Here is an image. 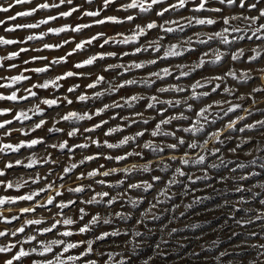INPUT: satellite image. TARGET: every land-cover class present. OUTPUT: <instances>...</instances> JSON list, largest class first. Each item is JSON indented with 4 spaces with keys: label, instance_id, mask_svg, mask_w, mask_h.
<instances>
[{
    "label": "snow or ice",
    "instance_id": "1",
    "mask_svg": "<svg viewBox=\"0 0 264 264\" xmlns=\"http://www.w3.org/2000/svg\"><path fill=\"white\" fill-rule=\"evenodd\" d=\"M97 2L98 0H83V4L75 3L74 0H58V3L42 2L28 10L19 11L7 17V20L15 21L18 17H34L44 9L57 10V14H49L46 19H41L36 23H16L7 28V32L39 29L41 25H48L50 21H57L59 18L71 17L74 13H79L82 17L94 18L90 23H77L75 26L66 23L61 27H48L46 32L27 35L26 41L38 42L44 41L49 33L56 36L61 33H82L85 29L106 23L120 26L131 24L134 27L129 34L117 33L115 36H108L104 32H97L79 41L75 36L70 35L69 38L59 43L44 42L42 48H35L32 51L40 53L45 49H63L66 45L74 46L64 55L51 59L44 55H33L30 59L23 60L25 67H21L14 61L22 53L29 52L27 47H19L18 51H12L10 55L0 57V61L8 62L7 64L0 63V69L7 67L19 70L17 75L7 78L0 77L7 81L0 83V89L11 90L8 95L0 93V101H23L28 104L36 101L32 108L13 112L11 119L5 118L0 122V130H4V136L10 137L13 131H18L25 137L18 143L0 141V154L21 153V149H33L35 146L58 149L66 157L75 156L77 150H88L90 153L79 159L78 163L73 162L68 166L58 163L59 153H56L51 159L46 157L39 161L49 165L46 175L41 176L36 173L28 180L15 183L7 179L9 171L15 168L33 169L38 161L30 159L28 163H25L18 158L14 162L9 161L0 169V189H28L29 184L37 186L24 193L17 191L15 194L0 196V209L5 206L19 207V202H27L28 206L19 207L21 214L47 211L52 215V210L55 209V216L64 217L54 219V222L47 227L36 229L35 233L26 235L24 240H20L18 234L25 233L27 225H42L44 223L42 219H27L14 231H0V238H16L0 246V254H7L0 257V264H22V258L25 257L30 259L31 264H67V261H80L82 257V264H132L133 256L146 244L143 237L151 235L154 231L160 234V242L154 245L155 255L165 257L167 255L165 249L169 244L168 238L179 231L176 227H169V224L177 219L176 213L179 217H184L194 205L208 198L194 195L196 191L194 186L197 182L204 181L205 189L212 188L213 192L216 191L209 182L212 179L209 173L212 169L226 166V161L220 155L221 146L234 139L231 133L234 131L246 133L253 129L264 130V120L245 123L243 127H238L246 117L237 115L236 119H232L229 116V113H236L237 109H243V105L231 103L228 100L227 97L235 93L233 88L226 86L227 78L231 77L233 81L240 80L241 83L237 87L247 84L250 80L253 83L255 81L250 72L238 76L234 70L225 67L242 58L264 63V56L255 48L251 50L255 55L246 56L244 49L239 46L236 51H233L231 47L224 51L213 47V42L222 46H230L235 40L245 39H255L264 43V0H176L175 3L171 0H102L98 7L91 9V6ZM21 4L31 5L32 0H13L7 6L0 4V13H8L16 5ZM63 5H67L68 10H61ZM225 5L238 14L228 13ZM112 9L122 12L123 16L107 14ZM178 9L190 11L192 15L182 16L184 23L179 20L165 19L167 13L177 12ZM149 13L151 16L142 15ZM158 19L163 20V23H157ZM137 20L143 23H137ZM232 21L243 22L245 27L233 26ZM4 23L5 21L0 20V25ZM194 26H216L220 30L211 28L209 34L204 35ZM186 29L191 30V34L185 31ZM175 32L183 35L175 37V43L168 42V34ZM229 32L243 34L236 35L234 40H229L227 35ZM248 32H251V35H248ZM153 34H155V39L151 38ZM26 41L23 38L17 40L0 36V45H22ZM110 44L133 45V47L130 51L103 50L106 45ZM200 45L205 47L200 48ZM94 46H98L101 51H96L87 58L72 64L71 69L61 74L50 76L42 82H39L37 76V82H32L36 74H50L56 70L57 66H66L74 54H85L86 50H91ZM149 50L155 52L156 56L151 57L150 53L151 58L139 60L138 54L149 52ZM186 53L189 56H195V59L187 63H171L170 58L174 57H184L188 60ZM125 57L137 58L125 62ZM107 58H115L117 62L107 63ZM36 61L43 62V65L26 67ZM163 61H169V66L159 67V63ZM101 62L104 63L101 65ZM94 65L102 67L101 74L86 70ZM208 65H219L224 71L221 74L204 76L200 73L201 69L209 73L217 72V69L209 68ZM149 66H157V68L149 70ZM137 70H147V75L136 78ZM260 71L264 72V68ZM193 73L200 75L201 78H193L186 86H181L179 81L185 77H192ZM70 78H85L90 82L83 88L79 83H72L71 86L64 88ZM168 78H172L175 83H168ZM24 81H28L30 86H24L23 92L18 94V89H12L13 85ZM158 82H160L159 86H156ZM131 86H140L142 90L154 88V91L149 95L131 94L134 91ZM40 90H47L51 96L41 95ZM88 90H91L90 94ZM252 91L260 92L261 90L253 88ZM165 94H172V96L162 98ZM214 94L221 96V99H214ZM105 99H110L111 102H103ZM239 99L244 100L245 98L240 96ZM90 102H100L102 106L92 103L91 107H88ZM75 104H80L82 108L68 107ZM224 104H228V107H223ZM62 107L68 110L54 117L52 126L48 127L46 119L48 111L50 109L59 111ZM125 109L129 110L128 114H124ZM170 109H174L175 114L170 113ZM148 110H152L154 115L146 117L145 113ZM243 110L251 115L249 109ZM10 111H12L10 108L0 109V115ZM29 112L32 115H29ZM105 114H108L107 119L103 118ZM33 116L38 119L33 121ZM225 117H227L226 123ZM14 121L20 122L22 127L10 128L9 126L13 125ZM24 122H30V125H25ZM62 123L64 127L61 126ZM133 125L138 130L125 134V131L132 129ZM162 126H172V130H164ZM40 129H46V136L32 138L30 134ZM47 133H63L64 138L57 143L49 144ZM100 133L103 139L99 138ZM146 136L150 138L144 139ZM77 137L80 139H72ZM156 137H171V141L164 139L161 143H156L151 139ZM113 140L116 142H111ZM210 141H215L216 145L209 148ZM250 142V138H240V142L228 148L227 151L236 153ZM93 146L95 151H92ZM105 149H120L123 153L110 154L105 152ZM198 149L200 151L196 153L195 158L191 157L188 150ZM148 153L157 155L149 158ZM130 158H136L137 162L129 165ZM209 158H212L211 163H207ZM101 159L105 163H100L88 171L81 170L82 167L89 168L91 162H98ZM121 162L125 166H107L109 163L120 165ZM252 162L255 163V161ZM53 164L57 165L58 171L51 167ZM189 164L202 166L198 169L200 175H195L184 167ZM236 167L245 168L246 165L238 164ZM230 171L234 174L236 168ZM146 173L150 175L145 177ZM250 175L251 173L241 174L238 177L221 175L219 182H232L235 185L234 190L243 193L250 191L244 184L249 180ZM53 176L56 177L55 180L52 179ZM70 176L75 177L80 183L68 188L66 192L61 191L64 187L62 181ZM41 181H44L43 185ZM98 188L101 190H97ZM50 192H54V195L49 194ZM69 193L82 195L73 198L68 195ZM42 194L46 197L43 200L40 199ZM256 194L259 195V193ZM189 195L192 196L191 202L185 204L184 198ZM177 199L179 203L176 202ZM244 203L243 196L235 204H230L228 200L224 201V206L229 209L228 220L241 229L254 223L255 220H264V212H249L247 217L237 218V213L246 211L241 206ZM260 203L264 205V200ZM100 205L104 207H92ZM182 207L184 211H180ZM73 209H75L74 215L67 216L66 212ZM101 212L106 214L101 215ZM166 214H168V224L162 222L155 226L149 225V221H160ZM21 219V215L4 216L0 212V220L9 225ZM129 221L133 223L128 225ZM114 222H124L127 226L123 229L113 228L111 231L96 228L97 225H112ZM58 225L66 226L65 230L59 231ZM73 225L76 226L75 231L67 227ZM189 226L197 227L198 225H185V227ZM225 226H227V221L221 227ZM54 229L57 230L60 238L47 242L38 239L39 235L52 233ZM82 234L87 235L72 242L64 239ZM236 235V232L232 233V236ZM249 235L255 236L256 233H249ZM112 237L121 238L119 243L123 245L122 251H109L106 258L104 251H101L99 259L92 258L100 243ZM32 242L35 243L32 244ZM113 243L117 242L113 241ZM29 244L32 246L26 249L24 245ZM56 246H63L62 251L57 249L54 252ZM81 246H83L82 249ZM247 246V242L242 241L240 248L242 250ZM180 247H183V244H180ZM253 247L259 248L261 250L259 255L264 257V244L253 245ZM70 249H81V251L79 255L68 256L66 261L62 257ZM48 253H53L51 258L46 256ZM33 254L43 259H32ZM230 254H236L235 250L221 252L216 259L219 264H223L221 258ZM193 255H198V253H193ZM152 261L153 258L149 257L143 261V264H152Z\"/></svg>",
    "mask_w": 264,
    "mask_h": 264
},
{
    "label": "rangeland",
    "instance_id": "2",
    "mask_svg": "<svg viewBox=\"0 0 264 264\" xmlns=\"http://www.w3.org/2000/svg\"><path fill=\"white\" fill-rule=\"evenodd\" d=\"M13 0H0V4H3L4 6H7L8 3H12ZM42 2H49V3H58V0H32L31 5L27 4H21L16 5L12 10H10L8 13H0V20L5 21L4 24L0 25V36H3L6 39H17L20 40L23 38L26 41L27 35L30 34H39L41 31H47L48 27H61L64 24H69L71 26H75L77 23H90L94 18L90 17H82L79 13H74L73 16L67 17V18H59L57 21H50L48 25H41L39 29H21L17 30L15 32H7L6 29L13 26L16 23H36L41 19H46L47 15L49 14H57L56 9H44L38 12L34 17H18L15 21H9L7 20V17L10 15H15L16 12L19 11H25L28 10L30 7L35 6L38 3ZM75 3L83 4V0H74ZM102 2V0H98L97 3L93 4L91 6V9H95L99 6V3ZM171 2L175 3L176 0H171ZM87 9V6H85ZM118 7V5H117ZM191 7V6H189ZM225 8H227V12L231 13L233 15H236L238 13L233 12L232 8L225 5ZM88 9V10H91ZM61 10H68L67 5L61 6ZM107 14H115L118 17H122V12H117L115 9H112ZM256 14V13H252ZM103 15V14H102ZM151 16V14H142ZM192 15L190 11H185L183 9H178L177 12H170L165 15V19H171V20H179L181 23H184L185 21L182 19L183 17H187ZM200 15V14H196ZM137 23H143L141 20H137ZM157 23H163V20H157ZM232 25L236 26L239 25L241 28L245 27V24L243 22L239 21H232ZM175 27V25H171ZM132 27L134 25L131 24H124L123 26L120 25H114L111 23H106L105 25H95L91 29H85L82 33H61L59 36H56L52 33H49L45 38L44 41L38 42V41H26L22 45H0V57H5L10 55L12 51H18L19 47H27L29 49V52L27 54L22 53L20 57L16 58L14 62L21 65V67H25L23 65V60L30 59L33 55H44L49 57V59L53 57H58L61 55H64L67 51L71 49L74 45H66L63 49H45L40 53L32 51V49L35 48H42V44L44 42L47 43H59L63 39L69 38L70 35L75 36L76 40L79 41L80 39H86L87 37L96 34L97 32H104L108 36H115L117 33H125L129 34L131 32ZM194 28L201 32L204 35L209 34V29L215 28V30L219 31L220 28L216 26H194ZM185 31L189 32L191 34V30L186 29ZM161 35H163L162 30H160ZM243 33H231L229 32L228 38L229 40H234V37L236 35H242ZM248 35H251V32L247 33ZM183 34L180 32L170 33L168 34V42L175 43L176 40L175 37H180ZM152 39H155V34L151 37ZM237 46L242 47L244 49L245 55H255L254 52L251 50L253 48L257 49L262 56H264V43H262L259 40H235L233 44L230 46H222L215 42H213V47H218L222 51L227 50L229 47L233 51L238 50ZM133 45H115L110 44L106 45L105 49L107 51H119V50H125L130 51L132 49ZM200 48H204V45H200ZM96 51H101V49L98 48V46H94L91 50H86L85 54H74L72 58H70L69 63L66 66H57L56 70L54 72H51L50 74H36V76L33 77L32 82H37V76L39 77V82H42L43 79H48L50 76H55L57 74H61L63 71L69 70L72 67V64L79 62L85 58H87L88 55L93 54ZM155 57L156 53L151 52H144L138 54L139 60L143 61L145 59ZM185 56L188 57V60H185L184 57H174L170 58V61L172 64L184 62L187 63L191 60L195 59V56H189V54H185ZM137 57H125L124 60L127 62L130 59H136ZM107 63H115L117 62L115 58H107ZM0 63L7 64L6 61H0ZM104 62H101V65ZM43 62L36 61L31 63L30 65H27L26 67H37L42 66ZM249 65H251V68H249ZM169 66V61H163L159 63V67ZM209 68L217 69V72L215 73H209L205 72L203 69L200 70V73L204 76L214 75V74H221L224 69L220 68L219 65H208ZM225 67L230 68L231 70H234L238 76L240 74L250 72L251 76L253 77V80L255 81L253 83L252 80L248 81L247 84H244L241 87H237L238 84L241 83L240 80L233 81L231 77H228L226 80V86L233 88L235 95L228 96V100L231 103H240L243 105V109H249L251 111V115H248L243 109H237L236 113H229V116L232 119H236L237 115L245 116L246 119L244 121H241L238 125V127H243L245 123H255L257 120H264V72H261L260 69L264 68V63L257 62V61H250V60H244L243 58L240 61H233L230 63V65H225ZM157 66H149V70H156ZM88 71H91L94 74H101L102 73V67L97 66H91L89 69H86ZM19 73L18 69H9L7 67H4L0 69V77L7 78L12 75H17ZM28 75H31L29 73H26ZM147 70H137L135 73V77L139 78L141 76H146ZM200 79L201 76L197 75L196 73H193L192 77H185L182 78L179 83L181 86H186L189 80ZM7 82L6 79H0V83ZM88 82H90L89 79L85 78H70L68 82L64 85V88L71 86L72 83H79L81 84L82 88L84 85H86ZM159 83L156 86H159ZM168 83H175L172 78H168ZM24 86H30L28 81L21 82V84L13 85V90H19V92H23ZM134 91L131 94H143V95H149L152 94L154 91L153 89H143L140 86H131ZM155 87V86H154ZM253 88L260 89V92H254L252 91ZM9 89H0V93L4 95L10 94ZM79 91V90H78ZM89 94L91 93V90H88ZM202 91V90H201ZM41 95H48L51 96V93H49L47 90H40ZM59 95L60 93H56ZM125 94V93H121ZM183 95V94H180ZM224 95V94H222ZM172 94H165L162 98H171ZM243 96L245 99L240 100L239 97ZM118 99V96L116 97ZM214 99H221V96L213 95ZM253 101H255L253 103ZM36 101H33L32 104L25 103L23 101L20 102H12V101H0V109L4 108H10L12 111L8 113H4L3 115H0V122L3 121V119H11L13 112H19L21 109L28 110L32 108L33 104ZM103 102L108 103L111 102L110 99H105ZM92 103H96L97 106H102L100 102H90L88 107H91ZM199 103V102H197ZM75 109H81L82 106L80 104H75L73 106H68ZM223 107H228V104H224ZM68 110L66 107H62L59 109V111H53L49 110L48 115H46V119L48 120V127L52 126V119L56 117L59 114H62L64 111ZM142 110V109H141ZM119 111V110H117ZM129 110L125 109L124 114H128ZM170 113L175 114L174 109H170ZM187 114V113H186ZM29 115H32L31 112H29ZM146 117H150L154 115L152 110H148L145 113ZM105 119L108 118V114H105ZM33 121H36L38 118L36 116L32 117ZM158 119V118H157ZM98 120V118H97ZM227 122V117H225V123ZM85 123V122H81ZM112 124L116 122H110ZM176 122H174L175 124ZM25 125H30V122H24ZM62 127L65 125L62 123ZM87 126V125H86ZM12 129H19L22 127L20 122H15L13 125L9 126ZM143 127V126H141ZM164 130H172V126H162ZM138 130L135 125H133L132 129L126 130L125 134H131L132 132ZM264 130L259 129H253L248 130L246 133H240L238 131H234L231 133V136L234 138L233 140L228 141L227 144L222 145V153L220 155L223 156L224 160L226 161V166H222L216 169H212L210 171V176L212 179L209 181L213 187L215 188V192H213L212 188L205 189L204 181H198L197 184L194 186L196 191L194 195L196 196H204L208 197L204 200H202L201 203L194 205V207L191 210H188L186 212V215L184 217H179V214L176 213L177 219L173 220L169 227H176L179 229L175 234H173L172 237L169 239V244L166 247L167 255L165 257H157L155 255L154 245L156 243L160 242V234L158 232H153L151 235H145L143 239L146 241V244L143 248L139 249L137 254L133 256L132 264H143V261L149 257L153 258L152 264H219V261L216 259L221 252H232L235 250L234 255H226L222 257L223 264H256V262H264V257H261L259 255V252L261 251L257 247H253V245H259L264 244V220H255L254 223L246 225L243 229L237 227L231 220H228V214L229 209L224 206V201L228 200L230 204H235L241 196L245 198V203L241 205L246 211L237 213V218L240 217H247L249 212L252 213H259L264 212V205L260 203V201L264 200V187H261V185H264V134H262ZM32 138H36L37 136L45 137L46 136V129H40L37 130L36 133L30 134ZM187 135V134H185ZM64 138L63 133H47V142L49 144L51 143H57L59 140H62ZM99 138L103 139L102 133L99 134ZM122 138V137H120ZM150 137L146 136L144 139H148ZM240 138L244 139H251V142L248 144H245L242 149L238 150L236 153H231L227 151L228 148L234 147L236 143L240 142ZM25 139V137L22 135V133L18 131H13V135L8 137L4 136V130H0V141L3 143H18L21 140ZM73 140H79L80 138H72ZM156 143H161L162 140L166 139L168 141H171V137L168 138H151ZM111 142H116L115 140ZM216 145L215 141L209 142V148L214 147ZM92 151H95V147L93 146ZM107 153L110 154H122L123 150L120 149H113V150H104ZM147 151V150H146ZM190 153V156L195 158L196 153L198 150H188ZM59 153L57 156V161L59 164H62L64 166H68L73 162L78 163L79 159H81L84 155L90 154L88 150H77V153L75 156L66 157L62 152H60L58 149H47L45 147L41 146H35L33 149H21V153H6V154H0V169L4 167L6 163L9 161H15L16 159H22L25 163H28L30 159H35L38 161L36 165H34L33 169H24V168H15L7 173V179L12 182H20L22 180H28L29 177L35 175L36 173H39L41 176H44L48 172L49 165L40 163L39 161H42L44 158L51 159L52 155ZM156 153H148L149 158L155 157ZM252 161H255L253 163ZM136 158H130L128 164L136 163ZM141 163L143 161H140ZM212 158H209L207 163H211ZM218 162V161H217ZM100 163H105L102 159L98 162H91V166L89 168H81L83 171L91 170L92 168H95ZM238 164H244L246 165L245 168H237L236 166ZM108 167L112 166H125L123 162L120 163V165H116L113 163H109L107 165ZM52 168L57 169V165L53 164L51 165ZM187 170H189L191 173H194L195 175H200V172L198 169L202 166L189 164L187 166H184ZM236 168V172L234 174L231 173V169ZM251 173L249 180L247 182H244L245 186L250 189V191H245L243 193L236 192L234 190L235 185L232 182L227 183H221L219 182V177L221 175H235L239 176L241 174H248ZM78 175V173H77ZM119 175V174H118ZM149 173L144 174L145 177L149 176ZM103 178V177H101ZM53 180L56 179L55 176L52 177ZM135 179V178H134ZM44 181H41V185H43ZM64 187L61 189V191L66 192V190L70 187L75 186L76 184L80 183V181H77L75 177L70 176L68 179L62 181ZM36 185L29 184L28 189H0V196L5 194H15L17 191L24 193L27 190H31L32 188H36ZM101 190V189H97ZM256 193H259L257 195ZM49 194L54 195V192H50ZM68 195L75 198L77 195L82 194H71ZM46 197L42 194L40 199L43 200ZM86 198V197H85ZM192 199V196L189 195L188 197L184 198V203H190ZM179 203V199L176 201ZM28 206L27 202H19V207ZM19 207H3L0 209V212L3 213L4 216H11V215H21L22 219L21 221H13L10 225L5 223L4 221L0 220V231L7 230L9 232L14 231L15 228L19 227L21 223H23L24 220L27 219H42L44 223L42 225H27L25 227V233L18 234V238L20 240H24L26 235H31L36 232V229L41 227H47L52 222H54V219H63L62 216H55V209H53V214L50 215L47 211H41L37 212L35 214L29 213V214H21L19 212ZM92 207H98L103 208V205L100 206H92ZM118 210V209H117ZM111 211V210H109ZM180 211H184L183 207L180 209ZM75 212V209L72 211H67V216H73ZM106 213L101 212V215H105ZM227 221V226L221 227L222 225H225V222ZM168 224V214H166L165 217H162L160 221H149L150 226L159 225L161 223ZM133 221H129L128 225H131ZM196 224L197 227H185V225H192ZM127 225L124 224V222H114L112 225H97L96 228L100 230H109L111 231L113 228H121L123 229ZM59 231H64L66 226L64 225H58L57 226ZM70 227L71 230L75 231L76 226H67ZM95 230V229H94ZM236 232V236H232V233ZM256 233L255 236H250L249 233ZM87 234L77 235L74 237H66L64 238L66 241L72 242L74 240L82 239L83 236ZM60 238L58 235L57 230H53L52 233H44L42 235L38 236V239L43 240L45 242ZM16 238L9 237L8 239L0 238V246H3L10 241H14ZM121 238L120 237H112L109 240L100 243L99 247L96 249L95 253L93 254L92 258L99 259V253L101 251H104L105 258L107 257V253L109 251H115L120 252L123 249V245L120 244ZM113 241H116L117 243H113ZM247 242V247L241 250L240 245L241 242ZM35 242H32L34 244ZM180 244H183V247H180ZM25 248H29L32 245H24ZM83 246H81V249ZM59 249L62 251L63 246H56L54 247V252ZM81 249H70L67 253H64L63 259L67 261V257L70 255H79ZM15 251V250H14ZM193 253H198V255H193ZM7 254H0V257H3ZM53 253H48L46 256L48 258H51ZM119 257H117L118 259ZM32 259H43L42 257H38L35 254H33ZM83 257L80 261H67V264H82ZM22 264H31L30 259L28 257L22 258Z\"/></svg>",
    "mask_w": 264,
    "mask_h": 264
},
{
    "label": "clouds",
    "instance_id": "3",
    "mask_svg": "<svg viewBox=\"0 0 264 264\" xmlns=\"http://www.w3.org/2000/svg\"><path fill=\"white\" fill-rule=\"evenodd\" d=\"M262 264H264V262H262Z\"/></svg>",
    "mask_w": 264,
    "mask_h": 264
}]
</instances>
